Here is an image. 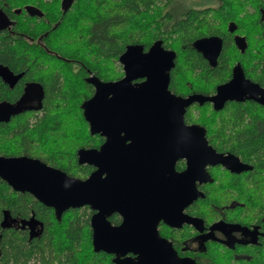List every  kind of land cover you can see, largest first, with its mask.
<instances>
[{"label":"flooded vegetation","instance_id":"flooded-vegetation-1","mask_svg":"<svg viewBox=\"0 0 264 264\" xmlns=\"http://www.w3.org/2000/svg\"><path fill=\"white\" fill-rule=\"evenodd\" d=\"M48 1L54 0H17L14 3L0 0V37L5 36L14 42L23 34L20 23L31 29V26L39 24L46 14L40 10V5H46ZM63 1L60 0L62 5ZM251 15L254 24L249 44L250 64H241V59H237L239 56L234 53L233 57L228 58L231 64L224 68L220 76L210 73L209 70L221 68L217 64L224 42L219 35L222 46L215 65H210L197 51L206 62L205 67H194V70H201L204 91H191L186 95H213L216 86L229 81L235 72H241L244 80L254 85L250 92L242 94L241 99H226L219 109H215L209 100L203 102L204 113L194 108L197 112L194 120L187 121L184 113L186 124H197L204 128L203 134L206 144L212 149V155L201 166L196 164L190 169L189 165L192 199L182 206L179 214H175L173 220L177 224L170 225L161 219L156 226L159 236L171 244L179 257L192 259L196 264H264V0L259 9L258 6L251 9ZM229 29L228 46L233 50L244 51L247 45L244 34ZM25 37L31 39L30 36ZM37 54L43 56L36 59L38 63L52 64L33 70L29 77L24 74V70L12 69L9 64L0 61V66L13 75H19L14 83L4 80L0 75V157H24L63 170L61 168L64 164L55 163L57 159H65L64 150L68 148L78 164L90 167L85 176H75L84 179L98 167L87 162L79 163L77 150L98 149L105 141V136L99 132L92 133L88 125L89 144L81 145L80 139H75L73 147L71 141L65 144L62 140L61 149H51L50 140H55L56 116L49 113V109L55 110L65 103L66 69L60 63H55L56 58L65 60L63 56L49 50ZM72 69L77 70L76 66L69 70ZM56 76L60 86L52 89L49 94L45 80ZM195 77L199 75H193ZM92 87L91 94L85 99L93 94ZM85 99L79 104L81 110ZM194 104L198 103L189 106ZM50 127H54L53 130ZM123 133L121 131L119 135ZM129 142L128 139L122 144ZM187 164V158L179 157L175 160L174 168L180 172L187 169ZM2 190L10 198L15 197L16 193H27L31 201L37 200L28 191L14 189L0 176ZM195 192L196 196H193ZM31 203L28 204L26 214L12 212L6 207L0 209V256L2 230L24 232L27 239L41 234L43 221L35 215ZM175 206L177 213L178 203ZM80 207H87L90 216L97 212L96 208L88 205ZM32 216L37 223H26ZM106 217L112 226L119 225L123 219L117 210H112ZM110 254L113 259L115 255ZM127 255L135 257L131 253L122 257Z\"/></svg>","mask_w":264,"mask_h":264},{"label":"water","instance_id":"water-1","mask_svg":"<svg viewBox=\"0 0 264 264\" xmlns=\"http://www.w3.org/2000/svg\"><path fill=\"white\" fill-rule=\"evenodd\" d=\"M70 2L64 0L63 8ZM192 46L215 65L222 41L218 35L201 36L192 41ZM175 56L161 39L147 49L130 43L118 57L123 69L120 78L103 81L94 74L86 78L94 92L81 104L83 117L92 133L105 136L98 149L77 150L79 163L98 167L86 178L71 176L37 160L0 157V176L14 189L28 191L52 207L57 216L70 207L96 208L89 219L93 250L113 253L115 264H196L179 257L156 229L161 219L177 224L173 219L192 199L189 165L190 169L201 166L212 155L204 128L186 124L184 113L190 104L207 100L219 109L226 99L239 100L254 85L244 80L241 72H235L229 81L216 86L213 95L173 93L168 85ZM0 75L10 83L19 77L2 66ZM121 131L123 135H119ZM128 139L130 142L124 144ZM179 157L189 163L180 172L174 168ZM112 210L123 216L117 226L106 217ZM27 222L35 224L37 220L32 216ZM126 253L135 257H122Z\"/></svg>","mask_w":264,"mask_h":264},{"label":"trees","instance_id":"trees-1","mask_svg":"<svg viewBox=\"0 0 264 264\" xmlns=\"http://www.w3.org/2000/svg\"><path fill=\"white\" fill-rule=\"evenodd\" d=\"M262 4L263 0H217L215 6H185L175 10L174 0H71L63 11L60 0L48 1L40 5L46 14L39 24L31 29L20 23L23 34L14 42L0 37V61L12 69L24 70L29 77L33 70L52 64L38 63L36 59L43 56L37 52L49 50L63 56L65 61L54 57L55 64L60 63L66 69L65 103L55 110L49 109L56 116L55 128L50 127L55 131L50 147L61 149L62 140L65 144L71 141L73 147L75 139H80L81 145L89 144L88 124L79 106L93 90L92 84L86 81L89 74L103 81L119 78L123 72L118 57L127 44L139 43L147 49L154 40L161 39L165 48L176 53L169 89L183 96L191 91L203 92L201 70L194 67H205L206 62L191 42L206 35L222 36L224 43L217 64L221 68L209 70L218 76L231 64L228 58L234 53L241 64H250L249 44L254 24L251 9L254 6L259 9ZM229 28L244 34L247 44L244 51L228 46ZM75 66L76 71L69 70ZM193 75L199 77L193 78ZM45 83L49 94L60 86L57 76L46 79ZM204 106H189L186 120H194L197 113L194 108L203 114ZM74 157L67 148L65 159H57L55 165L64 164L61 169L69 175L85 176L90 167L78 164ZM29 202L35 215L43 221V230L31 239L21 231L2 230L0 264H115L110 253L93 250L91 212L87 207H70L57 216L52 207L31 201L27 193H16L10 198L5 191H0V209L6 207L26 214Z\"/></svg>","mask_w":264,"mask_h":264},{"label":"rangeland","instance_id":"rangeland-1","mask_svg":"<svg viewBox=\"0 0 264 264\" xmlns=\"http://www.w3.org/2000/svg\"><path fill=\"white\" fill-rule=\"evenodd\" d=\"M217 0H174L175 10L181 9L185 6H215ZM183 96V95H182Z\"/></svg>","mask_w":264,"mask_h":264},{"label":"bare ground","instance_id":"bare-ground-1","mask_svg":"<svg viewBox=\"0 0 264 264\" xmlns=\"http://www.w3.org/2000/svg\"><path fill=\"white\" fill-rule=\"evenodd\" d=\"M66 9L65 8H63V11H65Z\"/></svg>","mask_w":264,"mask_h":264}]
</instances>
